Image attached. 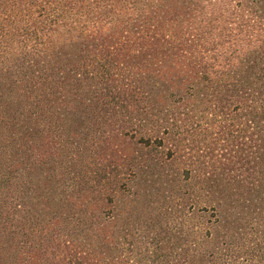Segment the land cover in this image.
<instances>
[{"label": "trees", "instance_id": "16d2710c", "mask_svg": "<svg viewBox=\"0 0 264 264\" xmlns=\"http://www.w3.org/2000/svg\"><path fill=\"white\" fill-rule=\"evenodd\" d=\"M0 264H264V0H0Z\"/></svg>", "mask_w": 264, "mask_h": 264}]
</instances>
